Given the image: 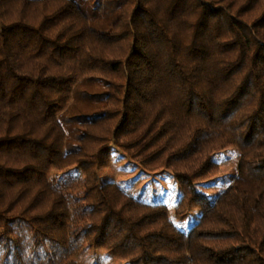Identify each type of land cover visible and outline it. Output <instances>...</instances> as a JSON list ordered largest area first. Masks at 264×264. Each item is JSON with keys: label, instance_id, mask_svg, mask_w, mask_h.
Listing matches in <instances>:
<instances>
[{"label": "trees", "instance_id": "16d2710c", "mask_svg": "<svg viewBox=\"0 0 264 264\" xmlns=\"http://www.w3.org/2000/svg\"><path fill=\"white\" fill-rule=\"evenodd\" d=\"M231 149V183L211 197L201 186ZM113 150L173 178L176 222L199 212L188 230L104 175ZM73 172L89 251L264 264V0H0V231L24 220L67 252L51 178Z\"/></svg>", "mask_w": 264, "mask_h": 264}, {"label": "rangeland", "instance_id": "374dc122", "mask_svg": "<svg viewBox=\"0 0 264 264\" xmlns=\"http://www.w3.org/2000/svg\"><path fill=\"white\" fill-rule=\"evenodd\" d=\"M216 160L220 164V175L201 186L202 191L211 197L226 190L230 185V175L238 162L237 152L234 149L228 150L217 155ZM103 173L116 180L121 187L135 197L151 203L167 204L172 220L184 230H188L191 221L199 216V212H195L183 223L176 222L173 212L180 196V189L168 173H145L139 167L129 163L116 150H113L110 166ZM68 177L66 181L62 179L60 185H65L63 191L68 198L77 197L79 200L83 190V177L79 172H73ZM57 178V174L53 175L51 182L55 184ZM82 204L85 203L82 202ZM83 215L71 207L70 243L65 255H61L62 260L65 259L64 263L74 261L76 264H123L108 258L104 252L95 253L86 249L82 228L88 224L89 216L83 218ZM50 242L37 233L32 226L26 225L23 220H13L6 225L5 230L0 231V264L42 263L48 254L53 253V247L61 249L55 243Z\"/></svg>", "mask_w": 264, "mask_h": 264}, {"label": "crops", "instance_id": "0c3cea01", "mask_svg": "<svg viewBox=\"0 0 264 264\" xmlns=\"http://www.w3.org/2000/svg\"><path fill=\"white\" fill-rule=\"evenodd\" d=\"M62 179H64V181H66L68 178H57L56 179V182H57V180L60 182V184L62 183ZM55 183V182H54ZM58 188L60 189V190H63L64 188H65V185L63 184V186H61V185H58ZM64 192V191H63ZM65 196H66V203H67V206H68V208L71 210V207H72V209H75L77 212H79V213H81V214H84L83 215V218L84 217H88V214H87V211H86V209H85V204H82V202H84L83 201V199L80 197V199L79 200H77L78 198L76 197V198H73L72 197V199H71V197H67V195L65 194ZM77 200V201H76ZM85 203V202H84ZM74 204V206H71V205H73ZM74 207V208H73ZM80 217H82L81 215L79 216V218ZM81 219V218H80ZM24 221V220H23ZM24 222H26V221H24ZM26 225H29L27 222H26ZM85 227H83L82 228V231H83V229H84ZM42 237H44V238H46L45 236H43V235H41ZM46 239H48V238H46ZM49 240V239H48ZM49 241H51V240H49ZM50 243H55L54 241H51ZM70 243V242H69ZM56 244V243H55ZM57 245V244H56ZM52 250H53V253H51V254H48L47 256H46V258H45V260H44V262H42V263H35V264H62V263H64V260L65 259H63L62 260V257H61V255H65V253L66 252H64L62 249H59V248H57L56 246L55 247H53L52 248ZM66 262V261H65ZM31 264H33V263H31Z\"/></svg>", "mask_w": 264, "mask_h": 264}]
</instances>
